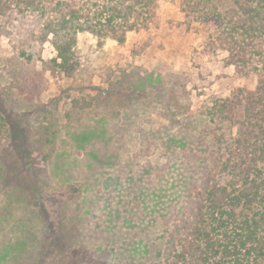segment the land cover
I'll return each mask as SVG.
<instances>
[{
	"label": "rangeland",
	"instance_id": "rangeland-1",
	"mask_svg": "<svg viewBox=\"0 0 264 264\" xmlns=\"http://www.w3.org/2000/svg\"><path fill=\"white\" fill-rule=\"evenodd\" d=\"M178 4H162L158 22L122 44L79 34L68 79L52 69L49 43L42 61L26 60L0 38V101L13 123L0 130V264H132L123 250L141 235L156 249L159 228L136 225L126 177L180 151L171 137L204 135L202 105L249 85L206 52ZM176 71L187 74L171 91Z\"/></svg>",
	"mask_w": 264,
	"mask_h": 264
},
{
	"label": "trees",
	"instance_id": "trees-1",
	"mask_svg": "<svg viewBox=\"0 0 264 264\" xmlns=\"http://www.w3.org/2000/svg\"><path fill=\"white\" fill-rule=\"evenodd\" d=\"M169 1L0 0V38L26 60L37 53L42 61L49 43L52 69L68 79L80 67L79 34H90L97 45L108 39L122 44L129 32L155 25L157 10ZM178 6L187 23L205 32L206 52L249 85L236 83L202 105L204 135L171 137L180 151L153 171L145 166L126 177L124 195L139 205L136 225L142 232L159 228L160 241L153 253L143 235L128 241L125 260L264 264V0H179ZM176 72L171 91L185 73ZM1 105L0 130L9 135L12 119ZM176 114L168 120L180 129Z\"/></svg>",
	"mask_w": 264,
	"mask_h": 264
}]
</instances>
